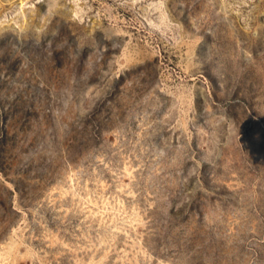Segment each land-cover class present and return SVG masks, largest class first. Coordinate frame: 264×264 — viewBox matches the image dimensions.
I'll return each mask as SVG.
<instances>
[{
	"label": "rangeland",
	"instance_id": "374dc122",
	"mask_svg": "<svg viewBox=\"0 0 264 264\" xmlns=\"http://www.w3.org/2000/svg\"><path fill=\"white\" fill-rule=\"evenodd\" d=\"M0 264H264V0H0Z\"/></svg>",
	"mask_w": 264,
	"mask_h": 264
}]
</instances>
